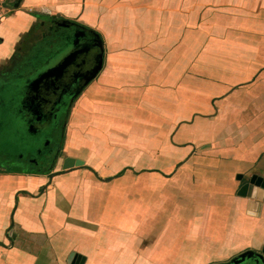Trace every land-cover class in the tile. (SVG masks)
<instances>
[{"label": "crops", "instance_id": "obj_1", "mask_svg": "<svg viewBox=\"0 0 264 264\" xmlns=\"http://www.w3.org/2000/svg\"><path fill=\"white\" fill-rule=\"evenodd\" d=\"M19 8L0 22V92L24 79L0 128L23 133L37 164L0 162V264H225L261 253L264 191L249 182L264 178V0ZM78 39L91 44L87 72L101 41L97 75L42 77ZM60 53L41 72L27 62ZM64 85L77 89L59 94L53 136L47 109ZM50 140L55 158L40 169L36 152ZM66 158L82 165L63 171Z\"/></svg>", "mask_w": 264, "mask_h": 264}, {"label": "rangeland", "instance_id": "obj_2", "mask_svg": "<svg viewBox=\"0 0 264 264\" xmlns=\"http://www.w3.org/2000/svg\"><path fill=\"white\" fill-rule=\"evenodd\" d=\"M13 2L15 4L16 0H9L10 7L14 8ZM19 7H18V9H20ZM12 11H16V9H13ZM4 33L5 34H3V35L6 38L5 45H7L8 44L7 42H8L9 34L6 33V32H4ZM34 36H38V35H34ZM32 37H33V35H32ZM0 39H3V38L1 37ZM31 40L32 39H30V41ZM62 57H63V54L60 53V54H58L56 56H53L51 58H49V56H47V57L43 58L42 60H40V59H37V60L32 59V60H28L27 62H29V61L33 62L34 66H36L35 70L39 69V72H41V71H43L42 70L43 68H47L48 66H52L54 63L55 64L58 63L62 59ZM11 79H12L11 86L13 88V92L12 91L11 92L7 91L6 89L3 91V93L0 92L1 93V95H0V109H1L2 106L5 105V103H3V102H7L8 99H10V98L17 97L19 95V93L21 92V89H22L21 83L24 81V79H21L20 82L16 78H11ZM20 105H22V102H19V103L16 102L14 108H18ZM4 110L2 111V116H4L6 114L4 112ZM43 114L45 116V112ZM56 114L58 116V119L55 120V125L52 127L51 130H49V132L51 134H53V136L59 134L60 130L63 131L62 119H61L63 117V113H59L58 112ZM8 120H12V119L10 117H8ZM3 122H4L5 126H6V124L8 123L7 117H3ZM24 129H26V128H24ZM44 130L47 131L48 128H46ZM23 132H25V131H23ZM41 133H42V131H41ZM25 138L26 137L21 132L17 134L16 131L9 132L7 129L5 130V129L0 128V162L3 163L2 165H4V164H7L8 166L20 165V167L22 165L23 168H27L29 163H34L33 165L36 166L37 163L35 162V159L37 157H34L36 155H34V156L30 155L31 152L30 153L28 152L27 154L24 153V152H26L24 150H27L26 149L27 146L24 143V141H26V140H23ZM53 142L54 143H52V141L50 140L51 147H49V148L54 149V146H55L56 142H55V140ZM46 147L47 146H45V148ZM45 148H43V149H45ZM52 149H50V150L54 153V150H52ZM21 157H22V159H21ZM50 161L48 160L47 164H45L46 167L50 166V164H51ZM39 167L41 169L42 165L41 166L39 165Z\"/></svg>", "mask_w": 264, "mask_h": 264}, {"label": "water", "instance_id": "obj_3", "mask_svg": "<svg viewBox=\"0 0 264 264\" xmlns=\"http://www.w3.org/2000/svg\"><path fill=\"white\" fill-rule=\"evenodd\" d=\"M21 2H22V0H16V3L14 4V8L15 9L18 8L20 6ZM96 43L97 44H95L94 46H96L99 49V53H97L96 56H94V58H93L94 59V63H93L94 66L88 72V75L84 76V78L86 80V84L92 78H94L97 75V73L99 72V70L101 69V66H102L103 46H102V43L100 40H97ZM89 49H90V47H89ZM89 49H87L85 52H87ZM76 53H78V52L70 54L64 61L59 63V65L57 66V69H55L53 72H49L47 74H44L42 77H44V78L47 77L49 79H51V77L59 79L62 75H64V73L66 72L68 67L73 64V61H77ZM90 58L88 60L89 62H90ZM50 75H52V76H50ZM81 165H82V162L79 160L72 159V158H66L63 160L61 167H62L63 171H68L72 168H76V167H79ZM249 184L252 185L254 188H259L260 190L264 191V178H262V177H258L256 175L252 176ZM80 259L81 258H79V257L77 258V260H78L77 264L82 263ZM246 262H249L250 264H264V248H263L261 253H257V252L250 251V250L245 251V252L235 256L234 258H232L229 262H227L225 264H244Z\"/></svg>", "mask_w": 264, "mask_h": 264}, {"label": "flooded vegetation", "instance_id": "obj_4", "mask_svg": "<svg viewBox=\"0 0 264 264\" xmlns=\"http://www.w3.org/2000/svg\"><path fill=\"white\" fill-rule=\"evenodd\" d=\"M67 25V23H64V22H60V23H56V26L57 28H69ZM84 35H82L83 37ZM72 45L74 46L75 50H74V53L75 52H78L76 53V56H77V61H73V64L71 65L73 68L72 70L69 71L66 70V72L64 73V75H62L58 80H61V81H65L67 78L68 79H73V81H75V79L77 78V80L83 78L84 76H87L88 75V72H87V57L89 55H87L88 53L85 52L86 49H87V46H90L91 44H83V41L80 42V40H75L72 42ZM76 45V46H75ZM72 72V73H71ZM77 82V81H76ZM75 89H77L75 86L74 87H69V86H61V87H57L56 88V92L58 93V96H57V102H54L49 104L48 106V110H51L52 112H54V117H57V114L56 113H61L63 109V107H65L66 103L65 102H61V97H59V94L62 93V92H73ZM60 100V101H59ZM43 112V110H41ZM45 124L47 126V122L45 121ZM52 148H45V149H39L36 153L39 154V161L44 163H40V165H45L47 164L48 160L52 163L53 159L55 158V155H56V149L54 150V153L50 150ZM53 150V149H52ZM37 163V162H36ZM244 264H250L249 262H246Z\"/></svg>", "mask_w": 264, "mask_h": 264}, {"label": "built area", "instance_id": "obj_5", "mask_svg": "<svg viewBox=\"0 0 264 264\" xmlns=\"http://www.w3.org/2000/svg\"><path fill=\"white\" fill-rule=\"evenodd\" d=\"M9 0H0V22L4 19L7 12L10 11V7L8 6Z\"/></svg>", "mask_w": 264, "mask_h": 264}]
</instances>
